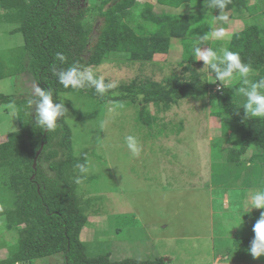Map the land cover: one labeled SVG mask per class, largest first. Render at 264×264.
<instances>
[{
    "label": "rangeland",
    "instance_id": "rangeland-1",
    "mask_svg": "<svg viewBox=\"0 0 264 264\" xmlns=\"http://www.w3.org/2000/svg\"><path fill=\"white\" fill-rule=\"evenodd\" d=\"M248 1V9L231 11L228 14L233 18L227 22L218 20L219 14L210 11L208 0L166 11L189 16L192 28L185 42L191 50L203 36L208 39L200 45L202 49L218 50L226 44L212 37V31L224 28L230 36L249 25L264 27V0ZM150 2L155 4V0ZM159 12L155 8V13ZM14 26L0 23V63L4 64V73L15 71L16 66L12 67L9 60L23 45L20 34H9ZM178 42H171L168 55L155 56L147 64L131 63L120 54L92 70L105 83L116 81L119 86L135 78L162 82L173 72L182 71L178 66L182 44ZM193 67L199 74H207L203 61L194 60ZM35 88L27 73H13L0 80L3 96L35 98ZM214 91L211 88L204 100H183L168 111L160 105H148L150 115L156 118L150 128L136 121L135 104L118 107L121 104L90 102L71 94L58 96L57 101L67 109L64 120L72 133L74 154H86L85 163L92 164L88 173L76 172L74 180L82 200L92 198L98 202L86 210L87 223L80 234L89 256L107 253L112 262L162 259L164 264H264V255L254 259L248 251L254 238L253 226L264 210L252 209L242 216L240 225L232 229L225 226L226 221L243 214L237 206L242 208L246 193L264 190V170L258 171L256 162L252 165L247 161L245 167L239 168L224 161L230 144L215 143L222 137L225 118L212 116L217 109ZM243 102L241 96L240 106ZM18 130L15 106L0 105V144ZM129 135L141 145L139 157H133L126 146L125 137ZM216 154L222 157L215 159ZM250 156L248 149L242 162ZM221 166L229 172H222ZM238 174L242 178L235 181ZM5 224L0 218V264H5L19 240L18 231H6ZM218 255L228 262L215 260ZM33 264H62V258L49 257Z\"/></svg>",
    "mask_w": 264,
    "mask_h": 264
},
{
    "label": "trees",
    "instance_id": "trees-1",
    "mask_svg": "<svg viewBox=\"0 0 264 264\" xmlns=\"http://www.w3.org/2000/svg\"><path fill=\"white\" fill-rule=\"evenodd\" d=\"M150 1L0 0V23L15 25L9 34H20L23 40L17 55L9 60L12 67L16 66L15 71L4 73L1 62L0 80L13 73H27L36 86L52 92L54 103H59V95L71 94L90 102H112L123 107L135 104L136 121L149 128L156 118L150 115L148 105H160L168 111L183 100H204L211 88L218 87L217 109L212 116L225 118L222 137L215 140L216 145L230 144L224 161L239 168L245 167L247 161L252 165L256 162L258 171L264 170V118L246 117L236 85L224 89L214 82L213 73L207 70L202 75L194 69L195 57L185 42L191 20L169 12L203 0H155L154 5ZM248 4V0H232L224 14L248 9ZM155 8L160 12L155 13ZM210 11L220 14L213 8ZM173 40L182 44V61L178 64L182 71L173 72L162 82L135 78L100 96L94 88L65 89L55 74L74 65L97 68L120 54L131 63L147 64L155 56L168 55ZM226 46L252 66L256 73L252 79L264 77V27L249 25L233 34ZM58 52L64 54L66 62L56 59ZM36 98L0 95V105L13 104L19 121V130L0 144V218L5 220L6 231L19 233L18 243L5 264H33L56 256L62 258V264H164L162 259L112 262L107 253L88 255L80 234L87 223L86 210L98 202L92 198L82 200L74 182L76 172L80 173L75 166L85 164L88 156H75L72 133L64 116L58 118L55 131L36 124L35 105L29 104ZM248 149L251 156L244 163L242 157ZM221 157L216 154L215 159ZM221 171L229 172L222 166ZM241 178L242 174H238L235 181Z\"/></svg>",
    "mask_w": 264,
    "mask_h": 264
},
{
    "label": "clouds",
    "instance_id": "clouds-1",
    "mask_svg": "<svg viewBox=\"0 0 264 264\" xmlns=\"http://www.w3.org/2000/svg\"><path fill=\"white\" fill-rule=\"evenodd\" d=\"M231 3L232 0H208V7L219 10L220 14L217 19L227 22L229 20L228 15L221 13H225ZM211 35L216 40H224L225 44L230 42L231 39L224 28L212 31ZM206 39H208L207 36L199 37L198 41L193 43L192 53L195 60L203 61V69L213 73L214 82L218 81L224 89L231 88L234 85L237 86L236 92L244 97L242 107L246 117L264 118V77L259 80L252 79L256 74L252 66L242 62L239 53L229 50L227 46L218 50L212 47L202 49L200 45ZM56 59L61 63L67 60L64 54L60 52L56 53ZM55 74L58 77V82L65 89L69 87L72 89L94 88L98 95L104 96L109 90L119 87L118 82L105 83L103 77L97 78L91 68L81 69L78 65L62 69ZM35 96L37 98L30 100L29 104L35 105L36 124L44 130L55 131L58 127V118L67 113L64 103H54L52 92L50 90H42L38 86L35 88ZM118 107H123V105L121 104ZM125 141L131 155L139 157L142 148L138 139L129 135L125 137ZM75 167L79 169L80 173L86 174L92 164L91 161H88L85 164H77ZM76 182H80L79 178H77ZM237 208L243 214L237 215L231 222L226 221L225 226L228 229L240 225L242 216L251 212L252 209L264 210V190L257 188L249 191L245 194L242 208L239 205ZM253 232L254 238L248 251L256 259L264 255V211H261L259 219L254 224Z\"/></svg>",
    "mask_w": 264,
    "mask_h": 264
},
{
    "label": "crops",
    "instance_id": "crops-1",
    "mask_svg": "<svg viewBox=\"0 0 264 264\" xmlns=\"http://www.w3.org/2000/svg\"><path fill=\"white\" fill-rule=\"evenodd\" d=\"M242 30H243V29H238L237 32H240V31H242ZM232 35H233V34H231L230 37H232ZM219 245H220V244H219ZM219 245H217V246H219ZM223 258H224V257L218 255V257H217L215 260H217V259H218V260H224L225 258H224V259H223ZM228 260H229V259H226V260H224L223 262H228ZM260 261H261V260L259 259V262H260ZM218 262H219V261H218ZM231 263H232V264H235V263H233V262H231Z\"/></svg>",
    "mask_w": 264,
    "mask_h": 264
},
{
    "label": "built area",
    "instance_id": "built-area-1",
    "mask_svg": "<svg viewBox=\"0 0 264 264\" xmlns=\"http://www.w3.org/2000/svg\"><path fill=\"white\" fill-rule=\"evenodd\" d=\"M218 91H219V88H215V91L214 92L217 93Z\"/></svg>",
    "mask_w": 264,
    "mask_h": 264
},
{
    "label": "water",
    "instance_id": "water-1",
    "mask_svg": "<svg viewBox=\"0 0 264 264\" xmlns=\"http://www.w3.org/2000/svg\"><path fill=\"white\" fill-rule=\"evenodd\" d=\"M41 150V149H40ZM40 150L37 152V154H36V157L38 156V154L40 153ZM34 162H35V160H34Z\"/></svg>",
    "mask_w": 264,
    "mask_h": 264
}]
</instances>
